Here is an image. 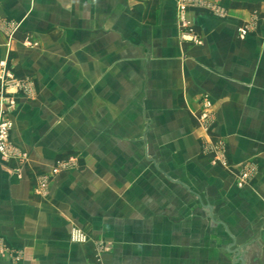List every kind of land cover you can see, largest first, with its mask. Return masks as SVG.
Segmentation results:
<instances>
[{"label":"crops","instance_id":"1","mask_svg":"<svg viewBox=\"0 0 264 264\" xmlns=\"http://www.w3.org/2000/svg\"><path fill=\"white\" fill-rule=\"evenodd\" d=\"M0 119V241L22 252L0 264H264V210L188 201L213 139L260 134L264 0H0Z\"/></svg>","mask_w":264,"mask_h":264},{"label":"rangeland","instance_id":"2","mask_svg":"<svg viewBox=\"0 0 264 264\" xmlns=\"http://www.w3.org/2000/svg\"><path fill=\"white\" fill-rule=\"evenodd\" d=\"M254 124V130L255 132H259V135H237L223 139L221 137H216V139L212 140L213 144L207 150L206 154V159L208 160V166L205 170L206 179L204 181L202 180L201 183H194L191 180L193 182L190 184L192 197L194 192L196 194V199L193 197L188 200L190 211H207V214L212 216H214L213 211H221L218 213V219H216L218 222H224L230 211H250L251 205L252 208L255 206L254 210H264L263 206H257L256 203L251 204L250 202L252 192L249 187L252 181L258 178L257 176L259 175L260 169L259 162L264 159V121L258 120ZM180 186L181 187L177 188V191H182L183 188L186 190L188 188V185ZM161 187L162 185H160V188ZM199 192L202 193L201 199H198ZM238 192L242 194L239 196L240 199L237 196ZM173 201H176L173 206L175 211L187 206L186 201L177 194H175ZM184 211H187V209ZM116 212L118 213V211ZM132 213H134V211H127L128 223H133L135 221V215ZM120 218L122 219L123 216H118V214L112 216V220L115 223H117ZM88 236L89 234L81 227H73L71 233L72 241L86 240ZM94 239L97 256L111 250V242L109 243L102 235ZM1 242L2 241H0L1 257H9L8 259L14 258L16 260L19 256H22L20 250L17 251L16 249L6 247V244H2ZM40 250H42V253L46 252L47 255H54L55 253V248H37L30 249V254H35V252L38 254ZM56 251H62L64 256L70 255V248L68 246H63V248L60 249L57 248Z\"/></svg>","mask_w":264,"mask_h":264},{"label":"built area","instance_id":"3","mask_svg":"<svg viewBox=\"0 0 264 264\" xmlns=\"http://www.w3.org/2000/svg\"><path fill=\"white\" fill-rule=\"evenodd\" d=\"M187 5L182 1L179 6V18L182 27H184L183 31V37L191 38L192 40L196 39V35L194 31L191 29L190 24L188 20L185 17V10H186ZM188 29V31L185 30ZM12 128V123L11 121L7 119H0V154L7 156L10 154V130ZM61 166H66L67 162L63 161L60 163Z\"/></svg>","mask_w":264,"mask_h":264}]
</instances>
